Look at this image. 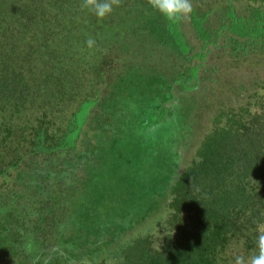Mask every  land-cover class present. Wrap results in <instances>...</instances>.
Returning a JSON list of instances; mask_svg holds the SVG:
<instances>
[{
  "label": "trees",
  "instance_id": "trees-1",
  "mask_svg": "<svg viewBox=\"0 0 264 264\" xmlns=\"http://www.w3.org/2000/svg\"><path fill=\"white\" fill-rule=\"evenodd\" d=\"M240 1L243 13L230 7L231 21L217 35L239 60L263 58L264 0ZM83 2L0 0V264H36V254L67 238L69 224L77 229L75 206L88 200L94 175L93 145L84 155L80 139L92 121L101 133L115 127L105 110L113 100L107 104L101 94L105 52L97 59L86 46L94 14ZM190 16L205 48L207 14ZM163 20L172 43L188 56L182 20ZM197 72L190 67L195 82ZM256 92L238 110L214 114L149 231L120 243L111 257L71 264H235L237 255L254 254L257 225L264 224V93ZM101 136L100 151L107 144L126 150L120 133Z\"/></svg>",
  "mask_w": 264,
  "mask_h": 264
},
{
  "label": "rangeland",
  "instance_id": "rangeland-1",
  "mask_svg": "<svg viewBox=\"0 0 264 264\" xmlns=\"http://www.w3.org/2000/svg\"><path fill=\"white\" fill-rule=\"evenodd\" d=\"M191 3L199 16L207 14L209 38L203 48L191 16L182 20L190 46L188 56L177 50L166 33L163 17L147 0H121L104 19L92 16V54L98 59L105 52L108 78L101 94L107 104L113 100V108L105 110L110 116L107 123L115 127L101 133L92 121L85 128L78 152L86 155L93 145L89 158L94 165L90 174L94 175L88 200L75 206L77 229L73 230L72 223L67 234H62L73 245L60 240L59 246L36 254V264H71L110 256V250L123 241L149 231L166 210L170 185L192 158L214 114L220 109L236 111L243 102L255 99L256 91L264 93V57L243 62L217 35L231 21L227 10L231 7L239 16L244 3ZM80 27L74 23L72 29L78 34ZM191 66L198 67L196 82L191 79ZM169 96L171 101L159 112ZM158 116L164 121L156 123ZM114 132L121 134L126 150L118 153L113 144H107L103 146L106 150L100 151L96 135L110 139Z\"/></svg>",
  "mask_w": 264,
  "mask_h": 264
},
{
  "label": "clouds",
  "instance_id": "clouds-1",
  "mask_svg": "<svg viewBox=\"0 0 264 264\" xmlns=\"http://www.w3.org/2000/svg\"><path fill=\"white\" fill-rule=\"evenodd\" d=\"M120 3L121 0H84L81 7L82 9L87 8L102 20L111 14L114 6H120ZM147 4L174 24L187 19L193 12L191 0H147ZM85 43L89 49L95 45L92 38H88ZM235 264H264V224L257 225L255 253L247 259L242 255H237Z\"/></svg>",
  "mask_w": 264,
  "mask_h": 264
}]
</instances>
